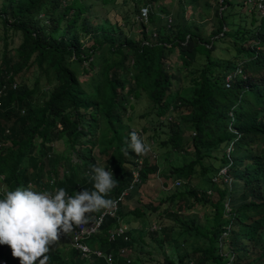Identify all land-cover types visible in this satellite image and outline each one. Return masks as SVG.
Masks as SVG:
<instances>
[{"label": "trees", "instance_id": "1", "mask_svg": "<svg viewBox=\"0 0 264 264\" xmlns=\"http://www.w3.org/2000/svg\"><path fill=\"white\" fill-rule=\"evenodd\" d=\"M109 1H3L5 37L19 33L22 43L13 55L5 48L0 60V199L29 184L37 192L64 188L69 195L95 190L90 168L98 161L97 148L100 158L105 157L99 166L117 181L105 198L121 201L116 217L106 215L101 232L90 241L93 249L106 254L92 264H109L104 260L109 255L112 264H148L153 243L163 247L167 241L196 235L200 241L194 246L200 248L193 254L186 252L177 260L164 257L156 264H264V16L234 14L236 4L221 0L217 26L207 39L198 22L185 15L190 8L195 12L200 0H187L183 18H171L170 24L166 20V25L154 14L158 0H134L146 7L147 21L156 31L151 38L142 23V38L136 39L123 28L94 26L86 17L98 3ZM259 2L254 4L257 11ZM125 21L131 28L133 20ZM176 52L181 72L168 64ZM201 59L204 63L196 69ZM32 66L39 71L34 86L18 84V76ZM143 99L170 129L168 139L160 142L165 154L187 160L173 165L166 177L174 187L189 185L198 165L206 175V159L218 160L219 170L226 167L231 175L230 183L220 187L210 180L218 200L207 233L197 218L183 224L180 214L168 212L170 222L161 227L162 237L131 227L115 241L108 238L133 215L123 200H130L159 171L148 155L125 152L129 133L135 130L142 138L145 132L131 125L135 106ZM216 151L223 153L217 156ZM189 198L204 201L191 190L168 200H180L192 210ZM104 211L86 214L88 224ZM224 241L229 242L227 254ZM7 247L0 245L1 258L7 256ZM134 249L136 260L129 254ZM45 255L47 264H86L73 248L67 257L59 249Z\"/></svg>", "mask_w": 264, "mask_h": 264}, {"label": "rangeland", "instance_id": "2", "mask_svg": "<svg viewBox=\"0 0 264 264\" xmlns=\"http://www.w3.org/2000/svg\"><path fill=\"white\" fill-rule=\"evenodd\" d=\"M4 0H0V9L3 5ZM90 1V0H88ZM235 8L233 13H241L243 15H248L252 13L259 14V11L254 9V4L257 0H231ZM187 0H158V3L154 9V14L161 17V25H166V20L169 24L172 22L171 18L178 17L180 20L183 18V9H185L184 3ZM200 7L197 8L195 12L193 9H187L185 15L191 21H197L198 25L202 28V33L205 38H209V35L217 26V21L215 18L216 10L221 9V0H200ZM143 9H146L144 5H135L134 0H110L107 5L98 3L96 8L92 9L86 17L91 21V24L97 26V24H104L106 28H123L127 32L129 38L141 39V29L142 23H145L148 26V35L151 38L155 39V26H152L148 23L147 17L143 13ZM150 9V8H149ZM140 10V12L138 11ZM186 10V9H185ZM139 12V13H138ZM262 14V13H261ZM130 18L133 20L132 27L126 24L125 19ZM116 34H118L116 32ZM6 39L8 43L6 44ZM91 43V41H88ZM22 36L17 33H9L8 37H5L4 26L0 22V60L2 58L5 48L8 50L9 55H13L15 50L21 45ZM216 55H221V52H215ZM217 57V56H216ZM203 59L200 60V63L196 64V69L199 68L200 64H203ZM169 66H177L178 72L183 71L181 67V60L179 58L178 52L171 54L168 59ZM261 76H264V72ZM39 77V71L37 66H32L30 69L22 72L18 78L17 83L22 84L26 83L28 86H34L36 79ZM185 83V82H184ZM45 82H43V87ZM39 99V96H36ZM134 120L131 123L133 127L141 133L143 129L145 132L142 133V138L144 143L149 147V151L145 155L149 156V160L152 164H158L159 171L158 174L152 175L146 185L137 192L130 200H123L125 202L126 210L132 212L133 215H130L126 218L125 224L130 230L131 227L134 229H143L156 232V234L163 236L161 227L167 225L170 220L167 215L168 212H175L180 214V221L184 224L187 219L197 218L202 225V231L207 233L208 228H211L212 221L211 218L214 214L213 204L218 200V195L215 193V190L210 188V180L215 183L216 186H221L223 182L230 183L231 175L227 171L226 167H223L219 170L220 162L215 159H206L205 164L208 166L209 171L202 173L200 165L197 166V173L192 177L190 184L187 186H173V181L167 179L171 174L172 166H182L186 163L185 157L183 155L175 156L170 154H165L166 148L161 145L160 142L167 140L170 133V129L166 122H163L164 118L157 116L154 111L149 106V103L146 99H143L141 102L137 103L134 110ZM128 122V120H126ZM129 123V122H128ZM186 136H189L190 133L187 131ZM61 149L63 146H59ZM230 151V148L227 149L226 153ZM223 152L216 151L215 154L220 156ZM94 154L98 158L99 164H104L105 157L100 158L99 151L96 148ZM165 154V155H164ZM216 175V177H211ZM137 176V175H136ZM166 182V185L164 184ZM192 191L197 194L199 199L206 200L209 203H198L194 199L189 198V204L192 207L191 209H185V205H181L180 200H176L175 204H171L168 200L173 194L177 192H188ZM187 199V197H186ZM228 208L227 212H229ZM136 211H139L141 214H135ZM143 214H145L143 216ZM141 215L139 219L137 216ZM143 216V217H142ZM132 222V223H130ZM130 223V224H129ZM133 224L132 226H130ZM175 225V223H172ZM264 235V231L262 232ZM65 236V237H64ZM62 235L60 239L52 246L49 250H61L62 254L67 257L68 251L72 248V234ZM197 236V235H196ZM187 236L181 237L176 241H167L164 243L163 247H158L157 244L153 243V252L152 260L148 264H156L157 260L163 259L164 257L169 259L177 260L179 255L193 254L196 248L200 246H194V243L197 244L200 240L197 236ZM202 237V236H199ZM152 243V241H151ZM229 242L224 241L223 244V253L227 254ZM97 247V246H96ZM138 251L134 249L129 251L131 258L136 260ZM5 256L10 264L19 263V258H14L12 255V250L10 246L5 250ZM10 257V258H9ZM147 257V256H146ZM149 260V259H148Z\"/></svg>", "mask_w": 264, "mask_h": 264}, {"label": "clouds", "instance_id": "3", "mask_svg": "<svg viewBox=\"0 0 264 264\" xmlns=\"http://www.w3.org/2000/svg\"><path fill=\"white\" fill-rule=\"evenodd\" d=\"M129 137L125 152L130 149L139 156L150 150L135 130L129 133ZM90 176L95 190L85 189L75 192L74 195H69L64 188L52 192H37L33 190L31 184L27 187H17L14 191H7L4 194V198L0 199V245L10 246L13 257L19 258L17 264H37V260L39 264H47L48 256L45 254L50 246L58 241L62 234L71 233L72 248L81 255L86 264H92L95 259H101L100 257L106 255L101 251L103 255L98 256L96 251L100 250L93 249L90 245V241L101 232V229L97 235L84 240V244L91 250L88 256H84L73 246V238L78 229L81 228L83 231L90 222V217L86 214L101 209H105L106 212L115 203L105 198L110 190L117 186L112 172L99 166L97 161L91 165ZM116 212L115 216H109L116 217ZM123 227L128 230V226ZM0 260L10 264L4 257H0ZM104 260L109 263L108 257Z\"/></svg>", "mask_w": 264, "mask_h": 264}, {"label": "built area", "instance_id": "4", "mask_svg": "<svg viewBox=\"0 0 264 264\" xmlns=\"http://www.w3.org/2000/svg\"><path fill=\"white\" fill-rule=\"evenodd\" d=\"M263 2H264V0H260L259 9H260L262 15L264 16V3ZM143 13L147 17L148 10L143 9ZM119 201H121V200H119ZM119 201H117V202L114 201L115 203L111 208L107 209L106 212H104V214L100 218H98L97 220L93 221L92 223L86 225L83 231H81V228L78 229L77 234L73 238V246L77 250L81 251L84 254V256H88L90 251H91L90 248L84 244V240H86L90 237H93L100 232L101 225H102L104 216L106 214L111 215V216H115V212L117 210ZM126 231H127L126 227H120L116 230H112L109 232L108 238L111 241H115L117 238H119L123 235H126ZM96 254L98 256L103 255V253L101 251H96ZM108 261L110 264H112V261H113L112 256H110V255L108 256ZM0 264H7V263L4 260H0Z\"/></svg>", "mask_w": 264, "mask_h": 264}, {"label": "crops", "instance_id": "5", "mask_svg": "<svg viewBox=\"0 0 264 264\" xmlns=\"http://www.w3.org/2000/svg\"><path fill=\"white\" fill-rule=\"evenodd\" d=\"M172 21V20H171Z\"/></svg>", "mask_w": 264, "mask_h": 264}]
</instances>
